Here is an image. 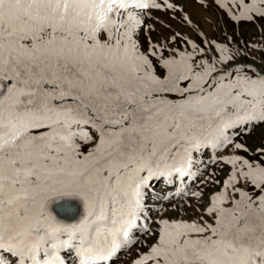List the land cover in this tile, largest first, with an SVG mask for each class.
Listing matches in <instances>:
<instances>
[{"label": "snow or ice", "instance_id": "6c2138e0", "mask_svg": "<svg viewBox=\"0 0 264 264\" xmlns=\"http://www.w3.org/2000/svg\"><path fill=\"white\" fill-rule=\"evenodd\" d=\"M176 8L0 0V264H264V28L197 42Z\"/></svg>", "mask_w": 264, "mask_h": 264}, {"label": "rangeland", "instance_id": "374dc122", "mask_svg": "<svg viewBox=\"0 0 264 264\" xmlns=\"http://www.w3.org/2000/svg\"><path fill=\"white\" fill-rule=\"evenodd\" d=\"M191 2L199 5L203 13L198 15ZM176 3L177 8L175 12L169 10L165 14L164 12L157 11L154 15L160 17L165 23L171 24L173 30H180L185 35L197 40V42H199L201 37L194 35L193 28H196L197 31L202 30L209 37L218 40L223 39L222 33L234 35L236 39L242 38L244 42H257L261 37V28H264V20L258 21L255 24L249 22L235 24L228 19L223 10L218 9L215 5L202 7L201 4L198 3V0H176ZM185 15L190 17L193 21L192 25L182 23ZM172 17H175V19ZM157 28L163 31L165 35L169 34L161 25L157 24ZM247 62L251 61L249 60ZM243 141H246L250 148H255L264 141V126L255 128L249 135L243 138Z\"/></svg>", "mask_w": 264, "mask_h": 264}, {"label": "bare ground", "instance_id": "6f19581e", "mask_svg": "<svg viewBox=\"0 0 264 264\" xmlns=\"http://www.w3.org/2000/svg\"><path fill=\"white\" fill-rule=\"evenodd\" d=\"M192 3V2H191ZM193 8L195 9V11L197 12L198 15L203 13V10L200 8L199 5L193 4L192 3ZM202 17V16H201Z\"/></svg>", "mask_w": 264, "mask_h": 264}]
</instances>
